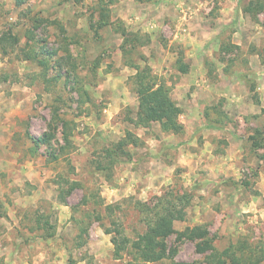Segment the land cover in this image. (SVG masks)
Returning <instances> with one entry per match:
<instances>
[{
	"label": "rangeland",
	"instance_id": "374dc122",
	"mask_svg": "<svg viewBox=\"0 0 264 264\" xmlns=\"http://www.w3.org/2000/svg\"><path fill=\"white\" fill-rule=\"evenodd\" d=\"M258 4L0 0V38L11 32L18 39L0 45V228L8 233L16 222L23 239L16 264H128L131 258H114L112 235L99 223L78 238L90 223L87 208L100 200L111 205L106 228L115 221L134 240L153 217L138 203L158 211L157 199L174 201L171 193L189 196L187 217L167 240L177 253L149 264H207L210 252L197 251L200 240H178L188 227H206L218 252L264 246V10ZM67 54L72 73L62 58ZM179 54L190 67L186 74L178 70ZM134 65L149 66L171 88L182 134H165L157 122H132L139 108ZM64 131L72 132L73 146L60 153ZM128 131L141 144L127 148L109 181L95 162ZM48 135L52 140L41 143ZM66 181L80 183L69 206L59 199L70 187ZM87 195L93 203L86 207L80 203Z\"/></svg>",
	"mask_w": 264,
	"mask_h": 264
},
{
	"label": "trees",
	"instance_id": "16d2710c",
	"mask_svg": "<svg viewBox=\"0 0 264 264\" xmlns=\"http://www.w3.org/2000/svg\"><path fill=\"white\" fill-rule=\"evenodd\" d=\"M263 0H259L258 10L263 11L264 5ZM105 9H103L104 11ZM247 12L252 13V7L247 8ZM107 14L103 15L104 26L107 25ZM42 21H36L37 25L41 24ZM37 28V27H36ZM126 43L132 42L130 37L126 33ZM18 39L12 35V33L4 34L0 38V45H17ZM45 55L51 58L57 55L56 52H48L45 49L43 51ZM37 56H28V59H34ZM65 60H70L71 73L76 70L73 64L71 55H65ZM45 60V61H44ZM46 57L39 61L43 66H46ZM48 65V63H47ZM177 65L179 72L186 74L189 70V65L184 62V56L179 54L177 59ZM57 66H62L60 61H57ZM137 73L133 76V84L135 86L139 108L137 112V118L132 122L136 126L149 127L151 123H159L161 130L165 134L180 135L184 132L185 127L180 121L182 114L181 108L172 98L171 88L166 83L158 80L157 76L154 75L152 69L147 66L140 68L139 65H134ZM70 73V74H71ZM72 132L64 131L63 140L65 145L60 147V153H64L67 149L73 146L72 143ZM52 140V136L43 137V139L37 140V144L48 143ZM40 141V142H39ZM141 144L140 138L135 136L132 132L128 131L126 136L118 143L107 146L102 151V157L96 161L99 171L106 172L109 174L106 179L112 180V172L115 166L119 163L121 158L129 156L127 148L130 145L137 147ZM58 158L57 156L54 157ZM70 184L69 189L66 192L62 190L59 195L61 204L69 206L68 196L80 186L77 181H66ZM170 197L174 201L169 200L167 196L159 197L157 200L159 210L154 211L149 204L138 203L141 211L148 210L153 212V217L147 222V230L144 234L140 235L137 239L128 238L123 230L117 225L115 221H112L115 228H106L105 220L108 218L106 212L112 211L111 205H106L103 200L92 202L90 196H85L81 201V205L90 206L93 203V208H87L85 212L86 217L90 220L87 226H82L78 238L82 239L84 236L89 235V228L91 223L97 222L103 228L106 234L112 235V243L114 245V258L124 259L131 258L128 264L137 262V264H149L158 263L165 258L174 257L177 253L176 250H169L167 240L174 233V225L176 221H185L187 217V206L189 204V196L185 193L182 195H176L171 193ZM80 206V205H79ZM79 206H72L71 208L75 211L79 209ZM80 223V221H78ZM209 231L204 226L188 227L185 231L179 235L178 240L189 239V240H200L197 243V251L207 255V264H226V259L229 258L233 264H263L264 263V246L260 245L257 247L248 248H236L232 246L223 252H218L214 245L209 239ZM53 234H48L45 237H53ZM239 249V250H237Z\"/></svg>",
	"mask_w": 264,
	"mask_h": 264
},
{
	"label": "crops",
	"instance_id": "0c3cea01",
	"mask_svg": "<svg viewBox=\"0 0 264 264\" xmlns=\"http://www.w3.org/2000/svg\"><path fill=\"white\" fill-rule=\"evenodd\" d=\"M3 220V218L0 219V226L5 225ZM14 223L15 224L9 229L8 233L0 228V264H16V260H14V250L19 248L20 242L23 239L19 237V234L15 231L16 222Z\"/></svg>",
	"mask_w": 264,
	"mask_h": 264
}]
</instances>
